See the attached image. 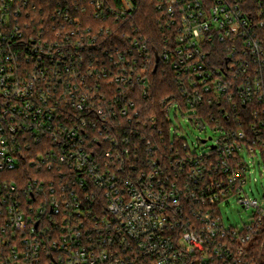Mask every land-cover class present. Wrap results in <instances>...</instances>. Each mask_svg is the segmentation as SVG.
<instances>
[{"label":"built area","instance_id":"1","mask_svg":"<svg viewBox=\"0 0 264 264\" xmlns=\"http://www.w3.org/2000/svg\"><path fill=\"white\" fill-rule=\"evenodd\" d=\"M83 1L0 0V264H253L264 0H155L149 35L143 0H87L94 28Z\"/></svg>","mask_w":264,"mask_h":264},{"label":"trees","instance_id":"2","mask_svg":"<svg viewBox=\"0 0 264 264\" xmlns=\"http://www.w3.org/2000/svg\"><path fill=\"white\" fill-rule=\"evenodd\" d=\"M57 1L61 0H37V4L44 8V10H49L52 8ZM107 4L114 5L116 7H121V0H103ZM149 4L152 5V9L149 7L146 0L142 1V4L138 7V11L135 13L132 22L136 23L141 32L146 35H149L152 31V20L151 24L148 25V21L144 20L147 16V13L154 17L156 15V8L153 3L155 0H148ZM86 7L85 10V21L88 25H91L93 28L95 25H99L100 21L94 19V6L90 4L87 0L81 2ZM149 11V12H148ZM144 18V19H143ZM161 68L158 67V70L151 74L153 80V88L150 94V97L145 99L143 103H158L160 99L167 93V82L165 78L160 74ZM251 257L253 264H264V232L256 239L255 243L251 248Z\"/></svg>","mask_w":264,"mask_h":264},{"label":"rangeland","instance_id":"3","mask_svg":"<svg viewBox=\"0 0 264 264\" xmlns=\"http://www.w3.org/2000/svg\"><path fill=\"white\" fill-rule=\"evenodd\" d=\"M146 1L148 4V8L150 7L152 9V5L149 4V1ZM144 20H154V17L147 13V16ZM172 118L175 127L181 129L183 133L188 137L190 142L194 141L195 143H197L205 137L214 135L210 129H207L206 131H201L197 127H195L191 122L184 120L181 116L178 120L175 119L173 115ZM211 143L212 141L208 140L207 144L210 145ZM201 147L204 146L201 145ZM255 161L258 163V158H255ZM260 171L261 170L259 165L256 164L254 174L251 178H249V181L246 184V191L249 193L250 196L259 199V201L264 204V175H262ZM254 178H256V180ZM221 209L225 223L227 225H238L239 227H241L243 223L249 219L252 213V210H245L236 199H231L228 204L223 203L221 205Z\"/></svg>","mask_w":264,"mask_h":264}]
</instances>
